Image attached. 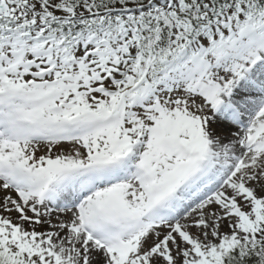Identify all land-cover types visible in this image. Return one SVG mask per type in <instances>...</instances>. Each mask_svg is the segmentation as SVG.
<instances>
[{"label":"snow or ice","instance_id":"1","mask_svg":"<svg viewBox=\"0 0 264 264\" xmlns=\"http://www.w3.org/2000/svg\"><path fill=\"white\" fill-rule=\"evenodd\" d=\"M0 264H264V0H0Z\"/></svg>","mask_w":264,"mask_h":264}]
</instances>
